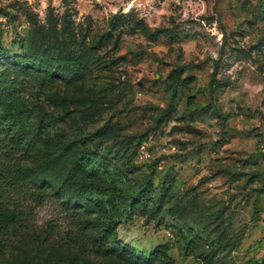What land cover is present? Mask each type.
Masks as SVG:
<instances>
[{"label": "rangeland", "instance_id": "1", "mask_svg": "<svg viewBox=\"0 0 264 264\" xmlns=\"http://www.w3.org/2000/svg\"><path fill=\"white\" fill-rule=\"evenodd\" d=\"M0 80L40 131L31 167L65 153L90 182L145 183L81 217L58 187L31 205V228L73 247L62 258L99 264L103 226L108 264H264V0H0Z\"/></svg>", "mask_w": 264, "mask_h": 264}, {"label": "trees", "instance_id": "2", "mask_svg": "<svg viewBox=\"0 0 264 264\" xmlns=\"http://www.w3.org/2000/svg\"><path fill=\"white\" fill-rule=\"evenodd\" d=\"M10 61L31 69L51 71L58 78L77 79L64 68L51 67L32 57H14ZM0 89L9 95L8 104L0 103V264H5L9 256L20 249L27 248L32 250L22 264H76L58 254L73 250V247L55 240L53 230L43 233L31 228L29 207L43 205L54 197L51 189L58 187V193L74 202V205L65 202L64 209L73 217H81L90 211L93 198L115 191L124 192L121 184L88 181L82 172L84 163L71 157L65 159V153L40 154L37 163L31 167L34 141L39 140L40 131L30 122V113L24 110L23 87L0 80ZM17 112L22 113L21 119L13 117ZM144 187L145 183L139 192ZM139 192L124 194L136 198ZM29 202L32 204L27 206ZM78 230L80 240L75 243L79 246L87 237L85 226L78 224ZM13 236L18 239L9 248ZM97 243L102 259L99 264H108V256L113 250L103 226L99 228ZM78 253L79 257H84L82 252ZM86 264L95 263L88 260Z\"/></svg>", "mask_w": 264, "mask_h": 264}]
</instances>
